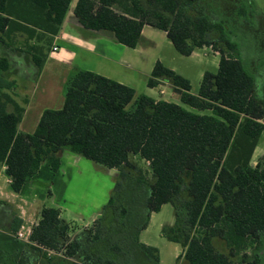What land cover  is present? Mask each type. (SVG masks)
Returning a JSON list of instances; mask_svg holds the SVG:
<instances>
[{
  "label": "trees",
  "instance_id": "16d2710c",
  "mask_svg": "<svg viewBox=\"0 0 264 264\" xmlns=\"http://www.w3.org/2000/svg\"><path fill=\"white\" fill-rule=\"evenodd\" d=\"M70 2L0 0V43L23 48L40 71ZM206 7L199 0H77L72 11L85 29L108 31L131 48L144 25L165 31L184 56L213 45L217 71L203 72L196 94L188 79L160 61L148 78V87L165 80L181 90L179 99L191 110L75 69L62 107L44 109L35 130L23 133L24 107L10 94V65L0 55V164H6L11 191L19 192L43 162L56 172L63 150L117 170L93 224L74 236L58 208L43 206L16 264H33L39 256L47 264H159L158 250L139 234L165 203L172 204L175 222L161 234L182 247L184 264H264V154L251 163L264 129V102L224 19ZM21 225L13 217L10 232Z\"/></svg>",
  "mask_w": 264,
  "mask_h": 264
},
{
  "label": "crops",
  "instance_id": "0c3cea01",
  "mask_svg": "<svg viewBox=\"0 0 264 264\" xmlns=\"http://www.w3.org/2000/svg\"><path fill=\"white\" fill-rule=\"evenodd\" d=\"M76 1L71 0L58 33L51 37V53H46L40 71L23 48L6 47L0 43V55L6 57L10 65L5 76L14 82V88L10 94L17 103L24 107L18 124V130L23 133H32L35 130L44 109L62 107L66 80L75 69H85L105 76L133 88L136 94L144 93L155 100H165L160 96L165 93V88L170 87L173 90V87L165 80H160L153 87L147 86L155 62L161 60L159 56H153L149 51V46L155 44L152 39L153 31L150 28L160 29L144 25L137 45L133 48L127 47L117 42L112 33L108 31H96L82 27L72 12ZM160 31L166 36L165 31ZM18 38L22 37L18 36ZM30 43L33 41L31 40ZM54 47L56 50H53ZM155 91H158L159 95H155ZM67 154L65 150L61 152L60 165L56 172H53L46 163H41L36 175L27 180L19 192L15 193L10 190L7 179H5L7 187L0 185V264H16L23 254L27 253L23 244L14 237V233L10 232L11 221L13 217L21 219L22 222L25 220L26 212L23 210L22 203L28 204L29 196L25 195L34 196L36 184L41 183L47 187L49 185L54 187L55 178L57 182L61 180L63 173H60L64 160L75 165L72 171L76 169L80 159L72 163L73 157ZM83 165L86 166L85 163ZM67 167L70 168L69 165ZM89 168L93 170L92 167L89 166ZM5 197L6 199H3ZM55 200L58 202L57 198ZM62 203L68 206V199L60 198L57 206L52 207L58 208L59 217L73 226L71 220L63 217L64 212L59 206ZM38 219L39 217L37 221Z\"/></svg>",
  "mask_w": 264,
  "mask_h": 264
},
{
  "label": "rangeland",
  "instance_id": "374dc122",
  "mask_svg": "<svg viewBox=\"0 0 264 264\" xmlns=\"http://www.w3.org/2000/svg\"><path fill=\"white\" fill-rule=\"evenodd\" d=\"M224 1L226 3V0ZM199 2L203 5H207L211 2L208 8L212 7L218 9L219 7L217 5L218 0H205L204 3L199 0ZM225 11L226 10L222 11L223 14L219 13V17L224 19L227 26L226 30L228 37L231 41L236 43L243 62L249 71L255 76L257 94L264 102V24L259 23L257 19L251 20V22L247 19L234 20L232 17L226 16ZM150 29L153 31L152 39L155 43L154 45L149 46L151 54L153 56H159L161 59L160 61H162L165 66L188 79L191 85L190 93L196 94L199 89L203 72L209 71L215 73L217 71L219 55L217 52L213 51V45L197 48L191 55L184 56L174 49L171 42L162 31L153 28ZM16 38L19 39L18 37ZM50 44L45 46L47 47L45 53H51ZM157 94L159 95L158 91H155V95ZM160 96L167 101L177 103L186 109L191 110L187 105L180 101L178 94L173 92L170 87L165 88V93L162 95L160 94ZM20 98L19 102L21 101ZM130 105H132V101L129 104V107ZM194 111L199 112L197 110ZM263 152L264 131L260 135L251 156L252 165H255L254 162L258 160ZM65 153H68L67 155L73 157L72 163H76V159H80L75 167L76 169L72 171V168L75 165L73 166L67 161V165L70 166V168H68L67 165H65L67 162L64 160V166L60 173H63V177L58 182L55 178L54 187L52 185L47 187L45 184L38 183L35 186L36 191L34 196L31 194L25 195L24 192L25 196H29L28 204H25L24 202L22 203L23 210L26 212L24 217L25 220L22 222L24 227H29L31 229L37 223L39 211L43 206H57L59 199L65 198L68 199V206L66 203H62L59 206L64 212L63 217L72 221L73 232H70V235L73 236V234L78 233L80 228L90 227L98 215V212L101 211V207L106 203L117 178V170L95 164L91 160L80 155L77 156L67 150H65ZM134 161L143 169V171H145L144 174L147 175V178H150V173L146 170V164L143 161L136 159ZM83 163H85L86 166H84ZM89 166L92 167L93 170H91ZM5 179L6 176L4 172H1L0 185L7 187L8 185L5 182ZM67 183H69L68 186ZM1 190L4 192L2 187ZM55 198H57L58 202H56ZM3 199H6V197ZM174 222L175 214L173 206L170 203H165L161 206L159 211L150 214L146 228L139 234V240L142 243L153 246L158 250L159 264H184V261L180 256L182 254V247L177 243L166 240L161 234L162 227L172 226ZM14 237L22 244L28 242L23 239H18L15 233ZM213 243L218 251L227 252L226 247L221 240L214 239ZM49 253L53 252L49 251ZM56 255L58 256L57 253ZM234 261H236V259H234ZM33 264L47 263H45L43 258L39 256L38 259H34Z\"/></svg>",
  "mask_w": 264,
  "mask_h": 264
},
{
  "label": "flooded vegetation",
  "instance_id": "af4514ba",
  "mask_svg": "<svg viewBox=\"0 0 264 264\" xmlns=\"http://www.w3.org/2000/svg\"><path fill=\"white\" fill-rule=\"evenodd\" d=\"M218 3H219L218 5L219 7L217 9L218 13H222L223 10H226L225 11L226 16H230L234 20L235 19H238V20L247 19L251 22V20L257 19L259 23L264 24V0H226V3L224 0H219ZM209 4H207L206 10H209L212 8V7L208 8ZM242 7H243V12L239 13L237 16V11L239 9H242Z\"/></svg>",
  "mask_w": 264,
  "mask_h": 264
},
{
  "label": "built area",
  "instance_id": "2783aa9c",
  "mask_svg": "<svg viewBox=\"0 0 264 264\" xmlns=\"http://www.w3.org/2000/svg\"><path fill=\"white\" fill-rule=\"evenodd\" d=\"M53 50H56V47H54ZM0 166H1V169H0V174H1V172H4V170L6 169V164L2 162ZM6 179H7L6 182L10 183V178L6 176ZM30 232H31V229L29 227H24L23 225H21L18 228V230L15 232V234L18 239H23L25 241H28Z\"/></svg>",
  "mask_w": 264,
  "mask_h": 264
},
{
  "label": "water",
  "instance_id": "95a60500",
  "mask_svg": "<svg viewBox=\"0 0 264 264\" xmlns=\"http://www.w3.org/2000/svg\"><path fill=\"white\" fill-rule=\"evenodd\" d=\"M173 92H175V93H178V94H179V93L181 92V90L174 88V89H173Z\"/></svg>",
  "mask_w": 264,
  "mask_h": 264
}]
</instances>
